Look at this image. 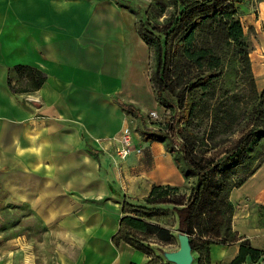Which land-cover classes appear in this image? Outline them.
<instances>
[{
	"label": "crops",
	"instance_id": "0c3cea01",
	"mask_svg": "<svg viewBox=\"0 0 264 264\" xmlns=\"http://www.w3.org/2000/svg\"><path fill=\"white\" fill-rule=\"evenodd\" d=\"M120 2L0 0V264L147 261L129 245L111 243L123 198L141 199L151 184L177 186L183 178L165 151L150 152L147 161L129 153L130 169L109 164L113 138L137 124L116 99L145 114L157 109L150 54L135 31L143 8ZM14 65L31 66L45 80L13 94L6 68ZM152 144L140 139L135 147ZM252 216L251 209L234 210L229 228L264 253V214L258 224ZM238 240L211 244L209 264H227Z\"/></svg>",
	"mask_w": 264,
	"mask_h": 264
},
{
	"label": "trees",
	"instance_id": "16d2710c",
	"mask_svg": "<svg viewBox=\"0 0 264 264\" xmlns=\"http://www.w3.org/2000/svg\"><path fill=\"white\" fill-rule=\"evenodd\" d=\"M115 2L122 5L120 0ZM239 3L240 0H149L139 11L135 31L150 54L148 82L157 108L166 113L161 122L150 121L148 114L132 104L118 99L116 103L137 119L134 131L139 138L161 143L181 176L193 178V182L187 193L178 194L179 188L175 185L151 184L141 199L124 197L117 230L110 238L114 246L125 243L146 255L147 236L168 242L172 233L146 219L149 212L162 206H169L175 214L176 227L187 234L191 253L204 249V264H209L211 244L238 240L229 228L232 207L226 193L230 180L224 176L225 167L230 163L229 167L235 165L237 160L227 162L230 159L227 156L207 154L184 125L192 112L191 91L204 88L220 73L219 57L213 54L211 47L199 44L197 34H211L221 28L226 39L238 45L242 36L237 12ZM44 80L43 73L31 66L6 68V83L13 94L34 91ZM222 205L227 208L225 213ZM263 255V251L242 238L227 264H257L264 259Z\"/></svg>",
	"mask_w": 264,
	"mask_h": 264
},
{
	"label": "rangeland",
	"instance_id": "374dc122",
	"mask_svg": "<svg viewBox=\"0 0 264 264\" xmlns=\"http://www.w3.org/2000/svg\"><path fill=\"white\" fill-rule=\"evenodd\" d=\"M148 1L137 0L143 9ZM258 1L240 0L237 5L242 27L238 45L226 39L221 28H217L211 34H197L199 44L211 47L213 54L219 57L220 73L204 88L197 87L191 91L189 103L192 104V112L184 125L185 130L207 154L220 158L227 156L230 158L227 162L236 158L235 165L229 167L230 163L225 167L224 176L230 180L226 200L230 208L232 207V212L234 210L238 213L249 212L251 209L252 222L255 224L261 222L260 217L264 214V207L257 203V200H264V3ZM151 63L149 60L148 73ZM153 112L155 116H149L150 121L159 122L166 113L161 108ZM133 132L134 128H131V145L135 147L139 144L140 138L132 135ZM132 136L137 144L133 142ZM113 148L114 154L109 164L114 169L121 165L130 169L133 165L128 162V156L118 158L117 146ZM156 151H164L161 143L154 142L143 147L140 157L147 161L151 159L150 152ZM172 165L175 166L173 162ZM182 178L183 181L177 185L178 194L187 193L193 182V178ZM236 189L237 195L232 196L230 200L229 193H234ZM1 197L3 195L0 192ZM3 210L4 224L10 225V205H4ZM221 210L225 213L227 208L222 205ZM146 219L168 229L172 233V238L165 243L157 241L154 236H147L144 244H147L149 249L145 264H172L166 262L156 249L177 248L174 236L175 214L169 206H162L149 212ZM19 224V229L22 230V223ZM191 254V264L206 262L203 248Z\"/></svg>",
	"mask_w": 264,
	"mask_h": 264
},
{
	"label": "water",
	"instance_id": "95a60500",
	"mask_svg": "<svg viewBox=\"0 0 264 264\" xmlns=\"http://www.w3.org/2000/svg\"><path fill=\"white\" fill-rule=\"evenodd\" d=\"M175 239L177 242V248L174 250L161 249L160 256L166 262L172 264H191L192 254L187 234L176 227ZM257 264H264V259Z\"/></svg>",
	"mask_w": 264,
	"mask_h": 264
},
{
	"label": "built area",
	"instance_id": "2783aa9c",
	"mask_svg": "<svg viewBox=\"0 0 264 264\" xmlns=\"http://www.w3.org/2000/svg\"><path fill=\"white\" fill-rule=\"evenodd\" d=\"M149 116H155L153 111L149 112ZM116 142V155L118 158L123 159L129 153L133 152L135 154H141V147H134L131 145L130 130L127 127H124L117 137L113 138Z\"/></svg>",
	"mask_w": 264,
	"mask_h": 264
}]
</instances>
